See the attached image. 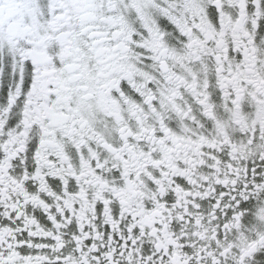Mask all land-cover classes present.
Wrapping results in <instances>:
<instances>
[{
	"label": "snow or ice",
	"instance_id": "snow-or-ice-1",
	"mask_svg": "<svg viewBox=\"0 0 264 264\" xmlns=\"http://www.w3.org/2000/svg\"><path fill=\"white\" fill-rule=\"evenodd\" d=\"M0 264H264V0H0Z\"/></svg>",
	"mask_w": 264,
	"mask_h": 264
}]
</instances>
